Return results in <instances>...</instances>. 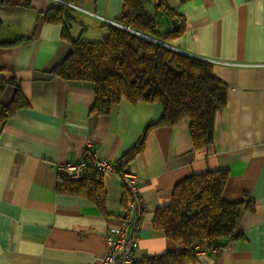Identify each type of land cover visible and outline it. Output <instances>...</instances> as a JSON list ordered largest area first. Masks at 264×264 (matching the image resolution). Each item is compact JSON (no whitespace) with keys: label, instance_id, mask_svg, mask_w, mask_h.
Here are the masks:
<instances>
[{"label":"crops","instance_id":"1","mask_svg":"<svg viewBox=\"0 0 264 264\" xmlns=\"http://www.w3.org/2000/svg\"><path fill=\"white\" fill-rule=\"evenodd\" d=\"M8 1L0 5V40L31 39L0 46V76L13 74L28 102L0 121V264H87L104 253L105 231L122 213V183L115 172L102 173L106 201L99 208L82 195L56 192L54 165L81 158L87 142L109 161L120 159L162 107L121 99L107 115L91 113V82L49 73L70 45L61 38L60 24L36 27L35 21L57 3ZM67 1L112 21L121 9V0ZM167 1L182 25L167 45L211 63L214 75L227 85L226 105L215 114L209 147L193 148L183 117L174 126L151 128L143 149L129 162L140 180L143 205L132 260L178 250V243L153 229L155 209L169 202L182 178L225 169V198H246L252 208L239 218L240 238L226 241L223 250L199 254L194 264H264V0ZM73 13V37L93 26L92 35L105 34L99 18ZM153 16L160 31L173 29L171 19L160 12ZM13 92L7 87L2 103Z\"/></svg>","mask_w":264,"mask_h":264},{"label":"trees","instance_id":"2","mask_svg":"<svg viewBox=\"0 0 264 264\" xmlns=\"http://www.w3.org/2000/svg\"><path fill=\"white\" fill-rule=\"evenodd\" d=\"M8 2L0 0V5ZM149 6L168 19L180 20L167 0H121L115 22L128 29L104 22L106 32L98 41H83L72 36L71 28L76 23L74 10L61 3L38 13L35 21L36 27L40 22L61 25V38L69 43L70 51L49 73L64 80L91 82L94 93L91 113L107 115L121 99L131 104L144 101L162 107L160 116L145 124L137 141L118 159L114 172L123 187L122 211L129 197L123 173L143 149L148 131L158 126H174L186 117L193 148H207L212 144L215 114L226 105L227 85L214 75L211 63L167 45L181 33L182 25L160 31L148 11ZM30 39L0 40V46L9 47ZM7 87H13L14 92L7 104L0 99V121L28 106L20 82L13 74L8 78L0 76V97ZM81 158L85 163L81 175L71 179L56 173L55 190L82 195L102 208L106 201L102 172L92 166L91 156L86 151ZM227 180L225 169L194 173L179 180L173 186L169 202L155 209L152 226L180 248L149 254L131 260L130 264H194L196 251L221 248L226 246V241L240 238L237 223L243 210L252 206L246 198H225Z\"/></svg>","mask_w":264,"mask_h":264},{"label":"built area","instance_id":"3","mask_svg":"<svg viewBox=\"0 0 264 264\" xmlns=\"http://www.w3.org/2000/svg\"><path fill=\"white\" fill-rule=\"evenodd\" d=\"M58 4H64L73 10H79L89 13L102 22L118 25L119 23L99 17L93 12L87 11L67 0H53ZM84 151L90 154L92 159V166L102 173L104 172H114L117 168L118 161H109L108 159L100 156L94 149L91 142H87ZM85 163L82 158L74 162L66 163H56L54 169L57 174H64L68 178L75 179L78 178L83 172ZM123 182L125 183L127 190L129 192V197L126 200L125 208L122 211L118 222L115 226L107 228L104 234V241L106 249L97 260H92L87 264H130L132 260V255L134 249L138 244V231L140 229V218L142 216V199L140 191V180L137 173L129 168L128 171L123 173ZM225 248L211 249L220 251ZM198 250L196 251V256L207 251Z\"/></svg>","mask_w":264,"mask_h":264},{"label":"rangeland","instance_id":"4","mask_svg":"<svg viewBox=\"0 0 264 264\" xmlns=\"http://www.w3.org/2000/svg\"><path fill=\"white\" fill-rule=\"evenodd\" d=\"M150 8H149V13L150 14H153V10H152V8H151V6H149ZM98 27H104V26H101V25H99ZM95 29H97V28H95L94 26H93V28H91L90 30H88V31H86V29H85V31L84 30H81V36L79 37L80 38V40H83V41H98V40H100L101 39V37H96L95 35H92V34H94L95 32L94 31H96ZM95 38H97V39H95Z\"/></svg>","mask_w":264,"mask_h":264},{"label":"water","instance_id":"5","mask_svg":"<svg viewBox=\"0 0 264 264\" xmlns=\"http://www.w3.org/2000/svg\"><path fill=\"white\" fill-rule=\"evenodd\" d=\"M171 22H172V26H173V29H177V27H178V23L175 21V20H171ZM119 26L120 27H122V28H127V27H125V26H123V25H121V24H119ZM128 29V28H127ZM156 40V39H155ZM157 42H159L158 40H156Z\"/></svg>","mask_w":264,"mask_h":264}]
</instances>
